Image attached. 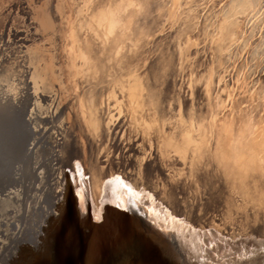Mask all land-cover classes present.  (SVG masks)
Here are the masks:
<instances>
[{"label": "bare ground", "instance_id": "obj_1", "mask_svg": "<svg viewBox=\"0 0 264 264\" xmlns=\"http://www.w3.org/2000/svg\"><path fill=\"white\" fill-rule=\"evenodd\" d=\"M146 1L101 0L88 15L82 12L80 15H85V20L77 34L73 38L71 36L73 48L77 50L73 55L74 69L68 70L64 66L65 63L71 66L69 54H65V63L52 60L57 51L48 46L52 45L48 40L60 45V30L66 27L61 24L52 5L37 10L40 19L35 24L41 38L36 44L23 43L20 38L11 48L8 45L7 61L1 59L5 42L10 37L8 34L5 37L4 33L0 35V77L9 71L7 66L15 62L22 67L20 75L24 83L23 87L14 82L5 88L0 86L2 93L9 91L3 95H10V98L0 97V219L10 224L13 221L18 227L15 229L17 235H22L26 229L24 240L32 245L37 240L45 241L43 236L47 237V242H43L45 246L35 245L32 248L34 252L41 249L40 253L44 254L53 244L56 249L53 256L47 253L46 260L35 264H134V260L139 264H167V261L182 264L179 255L175 254L180 247L175 248L178 238L170 236L166 230V225L172 226V220L166 215L168 220L162 224L157 214L149 209L151 198L143 191L147 190L149 182L161 190L166 205L173 207L171 200L177 195L183 199L178 200L174 207L182 218H191L196 210L200 214V219L193 221L192 225L201 230V241L206 242V246L204 254L191 264H215L214 258L218 259L219 255L214 252V247L219 246L223 250L228 245L226 243L240 235L248 237L257 233L264 236V116L252 122L249 116H244L241 121V112L237 110L231 123L220 122L216 128L224 117L223 114L218 117L217 113L224 96L217 89L214 104L209 93L207 102L201 97L206 90L209 91L217 68L215 64L209 67L203 56L209 53L214 63L218 59L217 51L232 40L233 26L238 21L235 22L236 16H232L233 22L228 18L236 14V9L233 12L227 8L229 5H224L221 14L213 12L215 17L213 15L212 18L211 8L204 6L208 9L205 19L209 15V18L219 21L214 24L215 20L209 19L213 21L209 23L210 32L217 35V40L211 44L209 39V44H202L195 62H190L185 45H182V34L175 44L166 50L158 49L147 62L142 61L140 50L146 44V37L154 33L155 26L148 24L150 19L153 21L151 12L158 5L160 13L161 8L166 7H163L164 3L154 5L152 1ZM201 19L196 24L202 25ZM254 24L257 25L255 21ZM193 25L195 23L188 27ZM259 27L261 29L262 26ZM63 35L67 34L62 33V38ZM63 40L69 44V39ZM192 45L187 46L195 52ZM237 51L235 54L238 56L241 50ZM20 52H24L23 57H20ZM68 76L74 78L75 86L81 89L74 103L84 120L85 130L81 127L79 130L84 133L86 141L79 140L76 126L75 129L73 126L57 128V122L53 121L54 111L47 100L46 95H55L58 102L62 101L63 90H70ZM261 82L258 91L253 93L255 101L264 97V77ZM13 89L16 92L10 94ZM185 97H190L189 105L185 104ZM5 101L15 103L12 115L6 114L9 102L3 103ZM257 102L255 110L264 106V99ZM124 124L122 134L136 137L138 145L142 143L136 151L138 163L131 164L130 174L123 171L129 166L126 154L123 158L116 155L109 158L113 131ZM143 149L150 150L148 157L156 156L157 165L150 168L146 162L142 164L140 155ZM80 157L89 168L81 186L77 184L75 169V162ZM204 158L205 163L209 161L214 166L215 175L210 167L201 172ZM78 169V176L82 177V170ZM107 185L109 194L104 188ZM83 191L90 209L86 199L83 200ZM21 201L26 203V213L23 220L17 221ZM113 202L118 204L116 214L126 219L116 238L110 227L112 215L109 217V204ZM187 225L189 221L185 220L182 226ZM230 226L233 227L232 232H229ZM224 237L233 240L228 241ZM49 239L53 240L52 243ZM229 247L231 252L226 264H264V248L260 253L254 252L251 260L243 261L247 256L238 255L237 244Z\"/></svg>", "mask_w": 264, "mask_h": 264}, {"label": "rangeland", "instance_id": "obj_2", "mask_svg": "<svg viewBox=\"0 0 264 264\" xmlns=\"http://www.w3.org/2000/svg\"><path fill=\"white\" fill-rule=\"evenodd\" d=\"M9 1L10 0H0V35L2 33H4L3 35L5 37L7 34L10 37V40L5 42L6 46L3 49V52H2L3 58L1 59V61H7L8 60L9 57H7L6 47H8V45H10V48H11V45H13L17 39L21 38L23 43L26 42L29 44H36L37 40H39L41 38V35H40L39 31L37 30V24H35V22H37V20L40 19L39 13H37V10L41 11V8H43L45 5H52V6H54V8H56V11L58 13L57 17L59 18V20H61V24L66 26L65 28L64 27L61 28L60 34L61 35H62V33L67 34L66 36L63 35V38L61 37V35H59L60 37H58V38H59V41L61 42L60 45H59V42H56V41L53 42L50 39L48 40V43H52V45L49 44L48 46L52 47V49L55 48L57 51V53H55L56 56H54L52 58V60L61 61V63H65L67 60V58L65 57V54H69L70 58H71L70 59L71 60V66H69V64L67 65L66 63L64 64V66H67L68 70H69V68L74 69L75 66L73 63V60H74L73 55H75L77 50H75L73 48L71 36L73 38V36L75 34H77L78 29L81 28V24H82L83 20H85V15H80V14L83 12V13L88 15V13L92 9V7H94L95 4L101 0H30V1L29 0H11V2H9ZM24 1L26 4L23 3ZM26 1H28V2H26ZM151 1H152V4H154V5H158L159 3H162V4L164 3L163 7L164 8L166 7V8L165 9L161 8L162 12L160 13L159 12L160 7L158 5L157 9H155L151 12L150 16H152L151 18L153 21L151 22V19H150L148 24L152 25V27L155 26L154 27V33L150 34L146 37V40H145L146 44L140 50L142 52L141 53L142 58H143L142 61L147 60V62L149 60H151L150 57L154 53H156V51L158 49L166 50L169 46H172L173 44H175V41H176L177 37H179L180 34H182V37H184V40H183L184 44H182V45H185L184 48L186 49L187 55L189 56V59H190V62H195L194 60H195V56H197L196 54H198V49L201 50V48L204 44L206 45V44L210 43V40H211V44L217 40V38H215L217 35H215V34L213 35V33L210 32L211 28H209V27H211L210 21L215 20V19H212L215 17V13L213 14V12L217 11L216 15H218V13L220 15L222 12V8L224 9V7H222L224 5H226V7L229 5L227 8H229L230 11L234 12V9H236L235 11H236V14L238 16L235 13L231 14V16L228 18V20L233 22L234 19L232 18V16L233 17L236 16L235 22H237V21L238 22H237V24H234L233 28L235 27L234 31L235 32L237 31V32L235 33L233 31L231 38H230V40L231 39L232 40L229 42V44H227L226 46L222 47L220 50L217 51L219 60L217 59V61H214V63H212V59H211V56L209 53H205V55L203 56L204 60L208 61L207 64L209 65V67L212 66L213 64H215L217 66V68L214 69L215 75L213 77V82L211 84L209 91L206 90L205 95L204 96L201 95V97H204L206 102L208 100V96L211 97V100L214 104L216 102L214 101L213 97L215 96L214 92H216L217 89L219 90V93L221 92L222 96H224V98L222 100L223 101L222 105L219 108L220 110L217 111V113H219L218 117H220L221 114H223L224 117L222 119H220L219 122L216 124V128L218 127V125H220L219 124L220 122H223V124L231 123L233 121L232 120L233 115H237V110L239 111V113L241 112V116H239L240 117L239 119L241 121H243V119L246 118V116H249V119H252L251 122L255 121V118L261 119L260 117L264 116V110H263L264 106L263 105H262V107L259 106L261 108H257L255 110L254 104L258 103L257 101L262 102L264 97L262 99L260 97H258L257 98L258 100L255 101L254 100L255 97H253V93H254V91H258L259 86L262 84V82H261L262 78L264 77V73H263L264 72V68H263V66H264V64H263L264 63V50H263L264 45L263 46L261 45L263 48L260 46V44L264 43L263 42L264 41V39H263L264 34L262 35V33H264L263 32L264 31V21L262 23V20H264L263 19L264 18V5H263L264 1L261 0L259 2V0L258 1L257 0H253V1L250 0V2H252L253 4L248 2L249 0L248 1L247 0H219L221 2H219L218 0H205V1L204 0H177V1L176 0H147L146 2L149 3ZM208 1H210V2H208ZM234 1L235 2L237 1L236 2L237 4ZM238 1H240L242 4H240V2L238 4ZM254 1H256L257 3ZM247 2L249 5L247 4ZM214 3L216 4V6ZM66 4H68V5L66 6ZM207 5H208V9L211 8L210 9L211 10L210 16L212 18H209L210 16L208 15V17H207L208 19H205L206 14H207L206 11H208V9L205 8V7H207ZM231 5H234V6L232 7ZM241 5L244 7V9H242L243 7ZM197 8H199L201 10L198 9V11H197ZM240 8H241V12L239 11L240 13H238V10ZM12 9H14V11H12ZM76 10H79V12L77 13ZM242 10H243V12H242ZM257 10H258V12H257ZM9 11H11V12H9ZM244 11H245V13H244ZM164 14H166V15H164ZM194 14H195V16H194ZM213 15H214V17H213ZM43 18H45V17H43ZM200 18H202L201 20H203L202 25L196 24L199 22ZM260 18H262V19H260ZM209 19H212V20L209 21ZM216 20L214 21V24H217L219 22L218 19H216ZM244 21L247 23H245ZM248 21H249V23H248ZM254 21H255V23H257L256 26L254 24ZM190 22L195 23V25H193L191 28H189L191 26ZM207 24H208V26H207ZM199 26L200 27L202 26V28L200 29ZM203 26H205V28ZM259 26H262L261 29ZM248 29H249V31H247ZM11 30H14V31L9 32ZM242 31H244V33ZM250 31L253 34H251ZM248 32H250V34H248ZM18 33H19V36H18ZM48 33L50 35L49 31H48ZM210 33L213 36L210 35ZM240 33H241V35H240ZM245 34L246 35L248 34L250 36L254 35V36H251L249 38V36L247 35L248 37L247 36L246 37L248 39H246ZM190 35L194 39H192L190 37ZM201 36L204 38H202ZM205 36H206V38H205ZM212 37H214V38H212ZM63 39H69L68 40L69 44H67V41L63 40ZM205 39H208V40H205ZM212 39H213V41H212ZM252 39L253 40L256 39V40H254V42H253ZM262 39H263V41H262ZM41 40L43 41L44 38L42 37ZM260 40L262 41V43L260 42ZM240 41H241V43H239ZM242 42H243V44H242ZM236 43H237V45H236ZM244 43H246V44H244ZM232 44H233V46H232ZM241 44H242V46H241ZM254 44H255V46H254ZM187 45L188 46L192 45L194 47L193 49H195V52L190 51L189 50L190 48ZM244 45H246V46L243 48ZM256 45L258 47L259 46L260 47L258 48ZM239 46H241L242 48L240 49ZM253 46L257 49H255ZM233 47H236V48H233ZM238 47H239V49H238ZM10 48H8V50ZM223 48H225V49H223ZM226 48H228L230 50H227ZM260 48H262V50ZM231 49L234 52H232ZM253 49H255L257 51L258 55H260L259 57L257 54H254V53H256V51ZM237 50H241V51H239L240 53H238V56H237V54H235L238 52ZM209 51H211L210 48H209ZM226 51L227 52L229 51V53H226ZM223 52H225L228 55H226ZM252 52H254V53H252ZM232 53L235 55H232ZM250 55H251V57H250ZM23 56H24V52H20V57H23ZM50 56H51V54H50ZM224 56L226 57L227 62L225 61ZM254 56H256V57L254 58ZM223 57H224V60L222 59ZM257 59H258V62H257ZM261 61H262V65H261ZM193 64H195V63H193ZM196 64H198V63H196ZM253 65H255L256 68ZM198 68L201 69L200 67H198ZM260 68H261V70H260ZM7 69L9 71H7V73L3 74V76L0 77L1 79L4 78L2 80V82L0 81V86L2 88H5L14 82V83H18L21 87H23V84H24V83H22L23 76L20 75L21 71H22V67H20V65L13 62L12 65L7 66ZM237 69H238V71H237ZM260 71H262V72H260ZM200 72H201V70H200ZM68 77H70V79L67 80V83H68L67 85L70 86V90L68 88H67V90H65V89L63 90L64 91V97L62 98V101L58 102L55 95H50V96L46 95L48 98L47 100L51 104V107L54 111L53 121L57 122V128H66V127L69 128L71 126V124H74V126H76V129H77L76 135L79 136L80 140L84 139L86 141V139L84 137V133H82V131L79 130L80 127L85 130V124L83 123L84 120L80 118L78 108L75 107V103H74V101L77 99V95H78V92L80 91V89L77 88L78 87L77 85H76L77 87L75 86V83H74L75 79L72 78L71 76H68ZM211 88H213V90ZM2 91L3 90H0V97L3 96L5 98H7V97L10 98L9 94L3 95L4 93H7L9 91L4 92V93H2ZM10 91H12L10 94H13L16 92L15 89L10 90ZM208 93H209V95H208ZM53 96H54V98H53ZM51 100H52V103H51ZM7 102H9V101H7ZM7 102L5 101L3 103H7ZM184 102L186 105L187 104L189 105L191 103L190 97H185ZM184 107H185V105H184ZM185 108H187V106ZM15 109H16L15 103L9 102L8 106L5 109L6 114L8 113V114L12 115L13 113H15ZM120 128H118L116 131L114 130L115 132L113 131V138L110 140L111 142H109L110 143V151H111L109 158L112 159V157H114L115 155L117 157L123 158V157H125L123 155L126 154V160H127L128 157L130 158V157L134 156L135 150L137 151L138 150L137 148H139V146H141L142 143H141V145H138L136 143L137 142L136 137L135 138L134 137H125V135L122 134L123 129H125V124ZM58 130L60 132V129H58ZM53 131L55 132L57 130H53ZM60 141H62V140L60 139ZM148 154L150 155V150L147 151V150L143 149V152H141L140 156H142V160H143L142 163L146 162L149 165V167L152 168L155 165H157V163H155L156 162V156L152 154L150 157H148ZM137 158H136V160H137ZM103 159L106 160V158H103ZM146 160H148V161H146ZM206 161H207V159H206ZM83 162L84 161L82 160V157H81V161L79 162L78 167L79 168L81 167L82 175L84 177V175H87L89 168ZM204 163H205V158L203 159V162H202L204 167H202L200 169L201 172H202V170L204 171V170H206V168L208 169L210 167L212 169V174L215 175L216 170L214 169V166L212 167L210 165L209 161H208V163L207 162L205 164ZM78 174H79V172H76V177L80 179L81 177H79ZM213 177H212V179H214ZM193 181H194V179H193ZM200 181H201V178H200ZM193 185L195 186L194 183H193ZM192 197H194V196H192ZM195 212H196L195 213L196 216L200 215L199 213H197V211H195ZM12 224H13V221L10 224L9 222L4 223L0 219V264H26V260L24 258L25 254H27L26 250L30 248L29 246H31V247H34L35 245L39 246L40 244H42V240L35 241L34 245H32L33 243H28L27 241L24 240V236H25L24 233L25 232H23L22 235H17L15 232L16 228L12 227ZM7 225H8V227H7ZM232 231H233V227L230 226L229 232H232Z\"/></svg>", "mask_w": 264, "mask_h": 264}, {"label": "water", "instance_id": "obj_3", "mask_svg": "<svg viewBox=\"0 0 264 264\" xmlns=\"http://www.w3.org/2000/svg\"><path fill=\"white\" fill-rule=\"evenodd\" d=\"M72 126L75 129L74 124H71V126L69 128H72ZM135 155H136V150H135ZM135 155L133 157H130V158L128 157V159H127V165H129V166L127 168L125 167V169L123 170L127 174L131 173V167H132L131 164L134 165L135 163L136 164L138 163V159L136 160L137 156H135ZM79 159L81 161V157H80L75 162V165L77 164L76 167H75L77 172L79 171V169L77 170V168H79L78 167L79 166V162H80ZM146 165H148V164L146 163ZM113 167H114V165H113ZM148 167H149V165H148ZM80 169H81V167H80ZM77 179H78L77 184H79L80 186L83 185V183L85 182V179H84L83 175H82V177L80 179L79 178H77ZM138 181H139V179H138ZM140 184H141V182H140ZM143 185H144V183H143ZM153 185L154 184L149 182L148 186H147V190H143V191H146L148 196L151 198V201H150L151 204L156 207V208H154L150 204L149 205L150 206L149 209L154 212L153 214H157V217H158L157 219L160 220V222L162 224L164 223V221L168 220V218L170 220H172V222H173L172 226L170 227L169 224L166 225V230L168 231V234L170 236L174 235V236H176V238H178V240H175V242H176V247L175 248L177 249L178 246H180V247H178V249H177L178 253L176 252L177 251L176 250L175 254L179 255L182 264H187V262L189 264L194 263L195 261L198 260V256H200V255L202 256L204 254V250H205L204 248L206 246V242L201 241V239H202L201 230L194 228L193 225H192V223H194L193 221H196V220L200 219V216L199 215L196 216L195 215L196 212L194 211V212H192V217L191 218H189L188 216L186 217V219H184V217L182 218V214L181 213L180 214L176 213L174 207H176V204L178 203V200L182 201L183 199L180 198L177 195V197H175L174 200H171L172 201L171 204L173 205V207L169 206L168 204L166 205V202H165V200L163 198V195L161 194V190H157L156 189V184H155V186H153ZM162 186H164V185H162ZM107 187H108V185L105 186L104 188L106 189L107 194H109V192H108L109 189L107 190ZM153 189H155L157 191V193ZM83 193H84L83 200L86 199V204H88L87 205V207H88L90 205L89 201L87 200V196L85 195V191H83ZM175 194H176V192H175ZM1 201L2 200H0V202ZM21 202H22V204H21L20 211L17 213V216L19 217V219L17 221L22 219V217L26 213V211H25L26 203L24 201H21ZM109 205L111 206V209H110L111 212H109L110 213L109 217L112 215V217H111V221L112 222H111V226L110 227L114 230L113 236H115V238H116V237H118V235L120 233V229L122 227L121 224L123 225V222H126V219L123 218V215L121 217L119 214H116L117 213L116 209L118 207L117 203L113 202V203H111ZM162 206L165 209H163ZM87 207H84V208H87ZM192 208H194L193 205H192ZM158 211H159V213H158ZM174 212L176 214H178V215H175ZM120 213L122 214L121 211H120ZM150 214H152L151 211H150ZM166 215H168L169 217L167 218ZM181 219L182 220L184 219V220L182 221ZM185 220L189 221V225L182 226V223ZM173 226H176V227L173 228ZM12 227H14L16 229L18 228L16 226V224H14V222L12 224ZM163 227H164V225H163ZM107 228H109V227H107ZM23 232H26V229ZM245 235H247V234H245ZM184 236H185V238H184ZM43 239H45V241L42 240V245L40 246L41 248H43L45 246V245L43 246V242L46 243L47 240H48L47 237H44V236H43ZM224 239H227L228 241L229 240L230 241L233 240V238H228V237L227 238L224 237ZM50 241L52 243L53 240H50ZM222 242H224V241H222ZM234 243H235V245L237 244V246L239 248L238 249V255H240V256L242 255L244 257L247 256V257H245V259H243V261L244 260L247 261V259H250V257L252 258L254 252H255V254L260 253L259 251H261L264 248V236L259 235L257 233H252L248 237H244V236L240 235V236L236 237V239L234 238V241L226 243V245L227 244L228 245L225 248H223V250H221L222 248H219V246H218V248L214 247V250H215L214 252L217 253V255H219V258H220V260H218L219 258L218 259L214 258L216 260L215 264H218V263L226 264L227 263V261L229 260L228 254H230V252H231L230 251L231 248L229 247V245H232ZM29 247L30 248L26 250L27 254H25V257H24L25 260H26V264H35V263L43 262L44 260H46V254L47 253H50L49 255L53 256L52 253H54V251L56 250L53 247V244L49 246L48 251L46 253H44V254H43V252L40 253L41 249L38 252L37 251L34 252L33 249H32L33 247H31V246H29ZM55 254H57V253H55ZM132 263L139 264L137 262V260L132 261ZM150 263H152V261ZM167 264H170V262L167 261Z\"/></svg>", "mask_w": 264, "mask_h": 264}]
</instances>
